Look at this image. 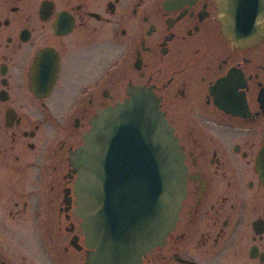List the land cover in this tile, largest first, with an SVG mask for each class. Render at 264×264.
Instances as JSON below:
<instances>
[{
    "label": "flooded vegetation",
    "instance_id": "af4514ba",
    "mask_svg": "<svg viewBox=\"0 0 264 264\" xmlns=\"http://www.w3.org/2000/svg\"><path fill=\"white\" fill-rule=\"evenodd\" d=\"M229 75L238 115L220 107ZM134 88L187 172L175 228L141 264H264V35L223 38L216 0H0V264H84L68 157Z\"/></svg>",
    "mask_w": 264,
    "mask_h": 264
},
{
    "label": "water",
    "instance_id": "95a60500",
    "mask_svg": "<svg viewBox=\"0 0 264 264\" xmlns=\"http://www.w3.org/2000/svg\"><path fill=\"white\" fill-rule=\"evenodd\" d=\"M220 34L243 47L264 35V0H216ZM218 82L221 108L238 115ZM234 90V89H233ZM235 91V90H234ZM99 111L70 152L76 173L74 211L88 252L84 264H141L175 228L187 172L173 129L144 88Z\"/></svg>",
    "mask_w": 264,
    "mask_h": 264
},
{
    "label": "rangeland",
    "instance_id": "374dc122",
    "mask_svg": "<svg viewBox=\"0 0 264 264\" xmlns=\"http://www.w3.org/2000/svg\"><path fill=\"white\" fill-rule=\"evenodd\" d=\"M16 250H18V252H22L21 250H19V249H16Z\"/></svg>",
    "mask_w": 264,
    "mask_h": 264
}]
</instances>
